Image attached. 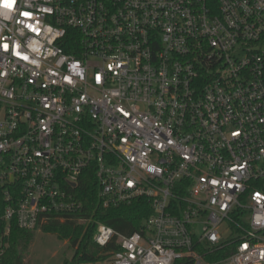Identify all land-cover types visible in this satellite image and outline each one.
<instances>
[{"label":"built area","instance_id":"obj_1","mask_svg":"<svg viewBox=\"0 0 264 264\" xmlns=\"http://www.w3.org/2000/svg\"><path fill=\"white\" fill-rule=\"evenodd\" d=\"M8 3L5 236L79 215L92 173L104 208L152 207L132 235L98 225L109 264H264V0Z\"/></svg>","mask_w":264,"mask_h":264},{"label":"trees","instance_id":"obj_2","mask_svg":"<svg viewBox=\"0 0 264 264\" xmlns=\"http://www.w3.org/2000/svg\"><path fill=\"white\" fill-rule=\"evenodd\" d=\"M79 198L84 204L83 211L65 222L53 221L43 227L42 231L58 236L70 244L73 251L72 259L64 264H101L119 251L120 245L115 239L107 247L99 246L95 241L98 225L104 224L122 235H132L139 231L144 221L152 215V207L146 199H136L129 205L104 208L99 201V187L96 177L88 173L83 179ZM6 202L0 197V216L6 210ZM88 219L80 223L79 219ZM6 233V223H0V239L7 244L0 264H30L24 254L28 252L34 241L35 233L20 229L12 223L11 232Z\"/></svg>","mask_w":264,"mask_h":264},{"label":"rangeland","instance_id":"obj_3","mask_svg":"<svg viewBox=\"0 0 264 264\" xmlns=\"http://www.w3.org/2000/svg\"><path fill=\"white\" fill-rule=\"evenodd\" d=\"M24 256L30 264H64L66 259H72L73 251L70 244L60 240L58 236L38 231ZM109 261L110 259L101 264H109Z\"/></svg>","mask_w":264,"mask_h":264},{"label":"snow or ice","instance_id":"obj_4","mask_svg":"<svg viewBox=\"0 0 264 264\" xmlns=\"http://www.w3.org/2000/svg\"><path fill=\"white\" fill-rule=\"evenodd\" d=\"M13 2H14V0H13ZM3 4L5 7H8V8L12 7V4L8 3V0H3ZM22 15H24L26 17H30V13H27V12L22 13ZM3 47L5 48V50H7L8 45L5 44V45H3Z\"/></svg>","mask_w":264,"mask_h":264}]
</instances>
